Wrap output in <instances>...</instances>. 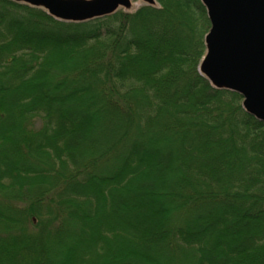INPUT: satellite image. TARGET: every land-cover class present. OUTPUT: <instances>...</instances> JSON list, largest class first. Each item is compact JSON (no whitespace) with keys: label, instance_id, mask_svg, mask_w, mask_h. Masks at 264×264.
I'll use <instances>...</instances> for the list:
<instances>
[{"label":"trees","instance_id":"trees-1","mask_svg":"<svg viewBox=\"0 0 264 264\" xmlns=\"http://www.w3.org/2000/svg\"><path fill=\"white\" fill-rule=\"evenodd\" d=\"M209 27L0 0V264H264V124L199 72Z\"/></svg>","mask_w":264,"mask_h":264},{"label":"water","instance_id":"water-1","mask_svg":"<svg viewBox=\"0 0 264 264\" xmlns=\"http://www.w3.org/2000/svg\"><path fill=\"white\" fill-rule=\"evenodd\" d=\"M54 18L81 22L130 9L131 0H13ZM154 5L155 0H142ZM210 27L198 70L216 89L242 97V107L264 124V0H200Z\"/></svg>","mask_w":264,"mask_h":264},{"label":"rangeland","instance_id":"rangeland-1","mask_svg":"<svg viewBox=\"0 0 264 264\" xmlns=\"http://www.w3.org/2000/svg\"><path fill=\"white\" fill-rule=\"evenodd\" d=\"M144 2L142 0H131V7L130 11L135 10L137 7H139L140 5H142ZM145 4V3H144ZM125 10V9H124Z\"/></svg>","mask_w":264,"mask_h":264}]
</instances>
